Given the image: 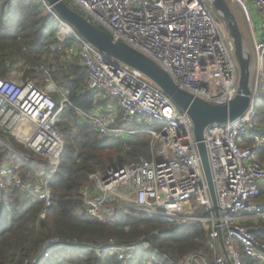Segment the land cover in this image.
Returning <instances> with one entry per match:
<instances>
[{
  "label": "built area",
  "instance_id": "1",
  "mask_svg": "<svg viewBox=\"0 0 264 264\" xmlns=\"http://www.w3.org/2000/svg\"><path fill=\"white\" fill-rule=\"evenodd\" d=\"M64 1L77 5L89 22L156 63L178 88L195 99L212 106H226L235 100L240 83L235 47L207 0ZM227 1L240 6L247 16L257 59V84H253L252 109L244 116L204 130L217 215L192 119L140 72L107 58L54 14L63 28L58 40L62 44L77 41L65 50L64 62L78 61L87 75L86 91L99 95L97 103L108 102L83 111L71 105L70 90L55 83L38 85L16 73L0 77V134L18 137L15 130L27 120L35 133L26 141L25 149L51 168L50 174L40 168L33 186L26 184L20 170L32 156L0 138V148L7 152L0 164V195L14 184L44 202L39 219L46 218L52 207L48 184L65 149L60 125L71 108L103 142L135 141L144 128H149L151 158L141 157L137 163L90 176L79 191L84 211L108 224L114 223L116 213L123 209L177 227L200 223L209 231L207 245L215 259L195 256L193 264L198 257L209 264L226 263L219 255L221 232L232 264H242L235 243L254 262L264 264V241L259 238L264 236V164L256 159L264 150V126L254 122L259 86L264 82V0ZM252 11L262 19L261 28L255 24ZM54 65L53 58L40 65L47 80H51ZM59 247L93 250L77 241L50 240L36 258L24 264H46L52 250ZM152 248L151 241L142 237L128 244L110 239L95 251L99 258L108 254L122 264H136ZM189 257L177 262L164 256V260L189 264ZM154 264L162 263L157 260Z\"/></svg>",
  "mask_w": 264,
  "mask_h": 264
},
{
  "label": "trees",
  "instance_id": "2",
  "mask_svg": "<svg viewBox=\"0 0 264 264\" xmlns=\"http://www.w3.org/2000/svg\"><path fill=\"white\" fill-rule=\"evenodd\" d=\"M59 31L55 16L42 0H0V77L7 78L15 70L22 72V68H18L22 65L24 80L37 82L40 79L41 83L46 79L40 65L52 56V47H61V50L56 48V69L50 74L51 80L57 87L70 90V103L74 108L91 111L99 106L96 94L86 91L87 75L79 62H64L66 47L56 38ZM73 121H78V117L71 108L60 125L67 141L57 172L48 184L52 207L46 218L39 219L44 202L14 184L8 185L6 192L0 195V264H24L36 258L50 240L77 241L81 247L93 250L54 248L46 264H122L108 254L99 258L95 250L105 247L110 239L128 244L142 237L148 238L153 248L141 255L136 264H154L157 260L168 264L164 256L178 262L195 253L212 258L207 245L209 231L200 223L177 227L125 209L116 213L113 224L90 217L83 209L80 189L89 183L92 175L137 163L141 157L150 159V136L140 134L138 138H148L145 142L139 139L103 142L88 125L74 126ZM254 122L264 126V119H259L257 112ZM2 136L9 138L10 145L15 144L14 136ZM6 157V150L0 148V164ZM32 158L20 174L23 182L33 186L36 172L43 168L50 174L51 168L37 156ZM256 159L264 164V150ZM259 238L264 241V236ZM235 246L241 253L242 264H259L244 253L239 243Z\"/></svg>",
  "mask_w": 264,
  "mask_h": 264
},
{
  "label": "water",
  "instance_id": "3",
  "mask_svg": "<svg viewBox=\"0 0 264 264\" xmlns=\"http://www.w3.org/2000/svg\"><path fill=\"white\" fill-rule=\"evenodd\" d=\"M44 1L48 5L50 13L62 20L73 32L77 33L112 61L121 63L140 72L148 81L165 93L180 111L186 113L192 119L205 178L214 211L217 215L216 193L209 159L203 144L204 130L209 125L237 120L244 116L249 108L252 109L250 99L253 91V57L239 18L231 4L227 0H207L222 23L228 37L234 44L235 57L240 69V83L235 100L226 106H212L182 91L156 63L96 27L80 13L70 8L64 0ZM220 245L227 264H232L229 253L225 248L222 232ZM195 256L202 255L199 253L190 255L189 264H193V258ZM205 264H209V262L205 260Z\"/></svg>",
  "mask_w": 264,
  "mask_h": 264
},
{
  "label": "rangeland",
  "instance_id": "4",
  "mask_svg": "<svg viewBox=\"0 0 264 264\" xmlns=\"http://www.w3.org/2000/svg\"><path fill=\"white\" fill-rule=\"evenodd\" d=\"M44 2V1H43ZM45 3V2H44ZM66 4L70 7V8H72L73 10H74V8H76L77 10H79V12L78 13H80L82 16H84L85 18H86V16L84 15V13L82 12V10L77 6V5H75V4H73L72 2H66ZM45 5H46V7H47V9H48V11H49V8H48V5L45 3ZM231 6H232V8L234 9V12L236 13V14H238L237 13V11L238 12H240L241 13V17H243V14H244V16H245V18L247 19V16H246V14H245V11H243L241 8H240V6H237L236 4L234 5L233 3H231ZM75 9V10H76ZM74 10V11H75ZM77 10H76V12H77ZM255 21V24H257V19H255L254 20ZM248 23V22H247ZM57 25L58 26H60V24H59V22L57 21ZM248 29L250 30V27H249V23H248ZM63 33V28H61V26H60V31H59V33L57 34V36H56V38L58 39V36L60 35V34H62ZM67 33V32H66ZM62 45V47L64 48V47H66L65 48V50L66 49H68V48H72V47H74L75 45H77V41H73V40H67V41H65L63 44H61ZM53 49V54H52V56L50 57V58H53V59H57V57L55 56V53H56V48L57 47H52ZM251 52H252V57H253V76H252V82H253V84L256 86V84H257V77H256V75H257V73H256V70H257V67H256V64H257V59L254 57L255 55H254V52H253V48L251 47ZM44 60H46L47 61V58H45ZM54 67L55 68H53V70L52 71H55V69H56V64L54 65ZM18 68H22V72H20L19 70H15L14 72H12V73H16L17 75H20L21 77L23 76V72L25 71L24 70V68L22 67V65H19L18 66ZM45 77V76H44ZM46 79V78H45ZM38 83H40V79H38V81H37ZM36 82V83H37ZM51 83H54L53 82V80H43L39 85H45V84H51ZM56 85V84H55ZM57 86V85H56ZM259 95H260V98L257 100V102H256V106H255V112H257V114H258V118L260 119H264V82L262 83V84H260V86H259ZM62 122H64V119H63V121ZM72 124H74V126H76V124H84L82 121H80L79 120V118H78V121H76V122H72ZM263 124H264V122H263ZM86 125V124H85ZM75 131V130H74ZM73 131V132H74ZM151 131V129H143L142 130V134H146V133H148V132H150ZM34 133H35V130H34V127L27 121V120H23L21 123H20V125L17 127V129L15 130V135L16 136H18V137H16V138H14V140H15V144H12L16 149H18L20 152H22V153H25V154H27V155H29V156H34V155H32L30 152H28L26 149H23V146L25 145V143H26V141L28 140V139H30L33 135H34ZM140 136V135H139ZM138 136V137H139ZM150 136V135H149ZM5 137V136H4ZM1 134H0V138L5 142V143H7V141L8 142H10V140H9V138L8 137H6V139L4 138ZM15 137V136H14ZM136 138V141H137V139H139V140H141L142 142H145L146 140L148 141V138L147 137H140V138ZM65 141H67L66 139H65ZM150 142H151V140H150ZM9 144V143H8ZM151 148V147H150ZM149 158H150V153H149V156H148ZM98 221V220H97ZM100 222V221H99ZM103 223V222H102ZM113 224V223H112ZM235 244H237V243H235ZM235 248H236V246H235ZM237 249V248H236ZM238 250V249H237ZM239 251V250H238Z\"/></svg>",
  "mask_w": 264,
  "mask_h": 264
},
{
  "label": "crops",
  "instance_id": "5",
  "mask_svg": "<svg viewBox=\"0 0 264 264\" xmlns=\"http://www.w3.org/2000/svg\"><path fill=\"white\" fill-rule=\"evenodd\" d=\"M237 16L239 18V22L241 24V27L246 35V38H247V41L249 43V46H250V49L251 47L253 48V44H252V38H251V32L250 30L248 29V23H247V19L245 18L244 14H243V17H241V13L237 11ZM252 15L255 19H257V24L259 25V28L260 27V24L262 22V19L260 18V16L258 15L257 12H254L252 11ZM97 96H99L98 94L96 95V98H98ZM108 100H104L103 102H98V105L99 107H101L103 104L107 103ZM201 254L202 256H204V258H208L209 259V256L203 254V253H199ZM219 255H221L222 257H224V254L222 252V248L220 247V250H219ZM225 258V257H224ZM215 259V255L212 253V258L209 259V260H214ZM194 264H205V259H203L202 257H198L195 261H194ZM227 264V262L225 263Z\"/></svg>",
  "mask_w": 264,
  "mask_h": 264
},
{
  "label": "bare ground",
  "instance_id": "6",
  "mask_svg": "<svg viewBox=\"0 0 264 264\" xmlns=\"http://www.w3.org/2000/svg\"><path fill=\"white\" fill-rule=\"evenodd\" d=\"M66 32H67L68 34L70 33L68 30H66L65 33H66Z\"/></svg>",
  "mask_w": 264,
  "mask_h": 264
}]
</instances>
